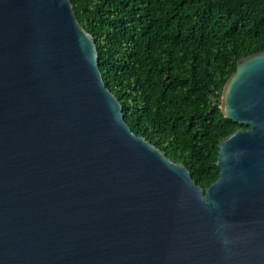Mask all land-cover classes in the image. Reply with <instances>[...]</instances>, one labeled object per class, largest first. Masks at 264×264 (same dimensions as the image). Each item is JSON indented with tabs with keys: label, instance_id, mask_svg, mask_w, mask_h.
<instances>
[{
	"label": "water",
	"instance_id": "obj_1",
	"mask_svg": "<svg viewBox=\"0 0 264 264\" xmlns=\"http://www.w3.org/2000/svg\"><path fill=\"white\" fill-rule=\"evenodd\" d=\"M207 189L132 131L71 0H0V264H264V51Z\"/></svg>",
	"mask_w": 264,
	"mask_h": 264
},
{
	"label": "trees",
	"instance_id": "obj_2",
	"mask_svg": "<svg viewBox=\"0 0 264 264\" xmlns=\"http://www.w3.org/2000/svg\"><path fill=\"white\" fill-rule=\"evenodd\" d=\"M106 86L138 136L207 189L220 141L249 125L221 112L241 58L264 51V0H71Z\"/></svg>",
	"mask_w": 264,
	"mask_h": 264
}]
</instances>
